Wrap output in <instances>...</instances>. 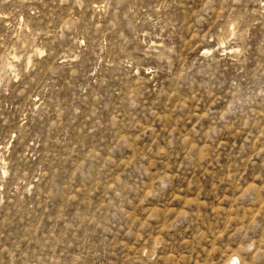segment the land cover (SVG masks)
<instances>
[{
	"label": "rangeland",
	"instance_id": "obj_1",
	"mask_svg": "<svg viewBox=\"0 0 264 264\" xmlns=\"http://www.w3.org/2000/svg\"><path fill=\"white\" fill-rule=\"evenodd\" d=\"M0 264H264V0H0Z\"/></svg>",
	"mask_w": 264,
	"mask_h": 264
}]
</instances>
